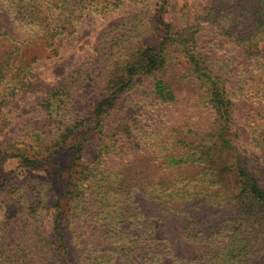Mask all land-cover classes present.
<instances>
[{
  "label": "rangeland",
  "instance_id": "rangeland-1",
  "mask_svg": "<svg viewBox=\"0 0 264 264\" xmlns=\"http://www.w3.org/2000/svg\"><path fill=\"white\" fill-rule=\"evenodd\" d=\"M207 1L165 0L163 6V0H120L119 7L109 5L102 14L83 12L73 35L54 39L56 54L42 45L22 48L24 58L32 61L29 69L23 75L9 68L13 74L5 71L0 81V264H204L198 259L209 260L208 254L226 244L217 239L201 249L187 242L181 208L155 200L165 194L158 186L165 174L172 176V187L194 174L158 160L166 133L186 125L207 133L213 124L211 111L199 104L197 84L185 79L181 56L164 72L175 103L141 96L137 106L135 98L127 100L131 136L122 129L111 130L106 138L98 131L85 133L91 129L89 105L105 88L110 61L126 46L127 36L131 41L139 35L158 38L150 17L160 16L176 31L202 23L199 43L211 42L208 49L215 57L235 66L226 78L234 105L230 142L240 166L264 184V152L256 147L264 134V87L240 72L239 64L257 70L255 63L246 62L235 48H225V54L217 50L227 39L219 38L215 23L198 22ZM94 3L106 7L100 0ZM17 64V69L26 66ZM87 70L96 71L90 84L83 79ZM73 73L76 82L67 85ZM258 73L264 83V69ZM61 85L68 88L52 100L48 112L44 104L50 91ZM82 119L85 126L74 132V142L53 148L65 127ZM19 154L37 164L25 165ZM57 213L65 237L60 249L52 233ZM254 264H264V254Z\"/></svg>",
  "mask_w": 264,
  "mask_h": 264
},
{
  "label": "trees",
  "instance_id": "trees-1",
  "mask_svg": "<svg viewBox=\"0 0 264 264\" xmlns=\"http://www.w3.org/2000/svg\"><path fill=\"white\" fill-rule=\"evenodd\" d=\"M100 1L106 7L95 4L96 0H0V81L9 68L25 75L32 61L24 58V46L42 45L54 48L52 53L56 54L54 39L73 35L83 12L98 15L109 5L113 8L121 5L120 0ZM201 15L198 22L215 23L219 38L227 39L225 43L222 40L224 45L217 50L225 54V48H235L242 59L255 63L257 70L239 64L240 72L256 86L264 87L262 75L258 73L264 69V0H209ZM156 18L159 19L155 22ZM149 22L154 24V32L160 36L147 40L139 35L134 41H131L132 37H126V46L120 49L116 60L110 61L111 73H108L105 88L89 105L87 116L91 129L85 133L98 131L106 138L111 130L122 129L131 136L127 129L131 115L124 106L127 100L134 102L135 98L137 106V98L141 96L160 104L175 103V90L165 79L164 72L175 56H181L187 66L185 79L197 84L201 91L199 104L211 111L213 124L207 133L187 125L166 133V142L160 143L158 160L164 167L173 165L182 171L192 169L194 174L178 181L174 187L171 186L172 176L165 174L158 184L163 188L160 192L165 194L155 200L161 205L173 204L175 208H181L178 210L185 219L182 236L187 242L208 249L217 243V239L227 241L223 247L207 255L209 260L203 257L198 259L199 262L254 264L264 254V184L240 166L237 150L230 142L234 105L226 78L235 67L229 68L233 61L217 59L208 49L211 42L199 43L202 23L176 31L160 16L150 17ZM20 61L26 65L23 69L15 67ZM85 67L83 65V69ZM95 72L86 71L83 79L87 84L92 83ZM8 73L12 72L9 70ZM17 75L12 77L19 80ZM74 75L77 73H73L67 85L76 82ZM65 87L68 88L61 85L50 91L44 104L48 112L53 107L52 100L62 96ZM84 123L82 119L75 125L68 124L62 140L53 148L58 146V150H62L68 141L72 144L74 132ZM261 138L256 147L264 152V134ZM17 158L28 166L37 164L22 154ZM151 186L154 189L156 185ZM128 208L125 207L124 212ZM61 221L57 213L52 233L60 243L59 249L65 248L62 246L65 237L60 230Z\"/></svg>",
  "mask_w": 264,
  "mask_h": 264
}]
</instances>
